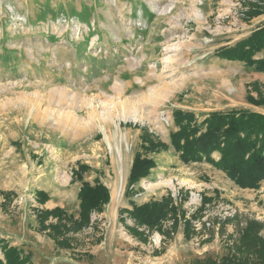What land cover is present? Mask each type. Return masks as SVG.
<instances>
[{"label": "rangeland", "instance_id": "rangeland-1", "mask_svg": "<svg viewBox=\"0 0 264 264\" xmlns=\"http://www.w3.org/2000/svg\"><path fill=\"white\" fill-rule=\"evenodd\" d=\"M262 23L264 0H0V238L28 264H208L245 218L264 224V179L239 187L171 141L176 110L197 123L213 110L264 113L246 99L264 96V72L217 52ZM144 131L167 148L143 145ZM135 154L156 166L128 187ZM96 181L110 199L69 247L37 230L34 208L76 218L81 184ZM166 195L190 223L177 215L134 236L145 227L122 210Z\"/></svg>", "mask_w": 264, "mask_h": 264}, {"label": "trees", "instance_id": "trees-1", "mask_svg": "<svg viewBox=\"0 0 264 264\" xmlns=\"http://www.w3.org/2000/svg\"><path fill=\"white\" fill-rule=\"evenodd\" d=\"M260 12L255 9L252 15ZM261 51H264V23L251 30L246 37L219 48L217 52L221 58L243 62L256 71L264 72V56L255 57ZM246 99L249 104L264 107V96L259 92L257 98L247 95ZM175 119L179 130L172 134L171 141L185 162L205 157L215 167L225 171L239 187L259 186V182L264 179V113L247 108L213 110L197 123L192 113L176 110ZM145 143L150 149L167 148V144L153 139L144 131L142 144ZM214 151L220 154L218 160L210 158ZM155 166L152 159L135 154L128 176V187L147 176ZM86 168L80 165L76 175ZM126 191L130 193L132 189L127 188ZM36 198L43 205L48 200V195L44 191H37ZM77 198L79 213L76 218L60 207L33 209L37 230L45 232L59 247H69L68 234L87 226L91 213L101 212L110 195L107 187L98 181L94 184L83 182ZM202 200L203 206L209 199L203 197ZM122 212H126L136 225L145 227L144 230H138L137 227L128 228L134 236L142 240H146L148 233L154 230L162 231V221L167 218L172 217L175 224L177 215H180L185 221V226L190 223L185 219L184 212H178L177 205L173 204L170 195L163 196L160 200L134 205L131 210ZM243 224L239 228L237 240L228 247L227 253L208 264H264V236L261 233L264 224L254 218H245ZM0 252V264H28L30 261L29 253L24 254L20 248L1 238Z\"/></svg>", "mask_w": 264, "mask_h": 264}, {"label": "bare ground", "instance_id": "bare-ground-1", "mask_svg": "<svg viewBox=\"0 0 264 264\" xmlns=\"http://www.w3.org/2000/svg\"><path fill=\"white\" fill-rule=\"evenodd\" d=\"M198 15H199V14H198ZM198 19H200V18H198ZM194 199H196V196L193 197V200H194Z\"/></svg>", "mask_w": 264, "mask_h": 264}, {"label": "built area", "instance_id": "built-area-1", "mask_svg": "<svg viewBox=\"0 0 264 264\" xmlns=\"http://www.w3.org/2000/svg\"><path fill=\"white\" fill-rule=\"evenodd\" d=\"M229 209H231V208H229ZM232 210V209H231ZM233 211V210H232ZM232 211H229V213H233Z\"/></svg>", "mask_w": 264, "mask_h": 264}]
</instances>
